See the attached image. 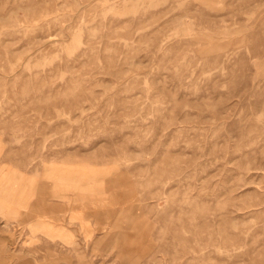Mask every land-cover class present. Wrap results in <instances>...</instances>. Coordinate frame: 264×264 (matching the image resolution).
<instances>
[{
    "label": "rangeland",
    "instance_id": "1",
    "mask_svg": "<svg viewBox=\"0 0 264 264\" xmlns=\"http://www.w3.org/2000/svg\"><path fill=\"white\" fill-rule=\"evenodd\" d=\"M0 264H264V0H0Z\"/></svg>",
    "mask_w": 264,
    "mask_h": 264
}]
</instances>
